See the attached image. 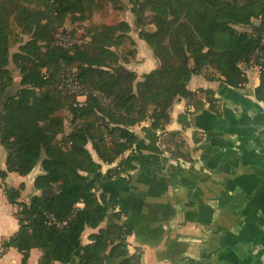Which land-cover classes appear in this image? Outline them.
Segmentation results:
<instances>
[{
	"label": "trees",
	"instance_id": "1",
	"mask_svg": "<svg viewBox=\"0 0 264 264\" xmlns=\"http://www.w3.org/2000/svg\"><path fill=\"white\" fill-rule=\"evenodd\" d=\"M99 1L0 0V145L7 152L0 183L9 173L30 176L38 168L34 187L41 191L21 200L24 183L2 186L19 225L2 252L15 248L22 264H29L32 248L42 253L38 264H74L76 258L77 264H139L128 249L131 230L116 210L119 194L97 190L99 178L134 167L131 155L123 157L138 142L130 128L147 120L152 129L164 128L179 98L197 104L187 86L195 74L217 72L226 84L243 87L248 77L242 64L260 66L255 94L264 102V35L242 30L254 18L264 28V0H128L138 35L158 60L141 80L119 52L132 30L126 20L94 24L86 41L73 39L70 48L53 41L69 16L87 19ZM15 26L30 36L26 42L14 37ZM14 43H22L19 53L32 64L21 70L18 91L7 96ZM65 80L82 85L85 106L75 104L77 94L63 86ZM63 109L72 116L68 132ZM115 161L102 173L103 164ZM87 228L97 231L85 242Z\"/></svg>",
	"mask_w": 264,
	"mask_h": 264
},
{
	"label": "crops",
	"instance_id": "2",
	"mask_svg": "<svg viewBox=\"0 0 264 264\" xmlns=\"http://www.w3.org/2000/svg\"><path fill=\"white\" fill-rule=\"evenodd\" d=\"M128 13L134 15L131 8ZM242 30L264 35L258 18ZM135 33L140 54L128 68L141 80L158 60ZM242 69L248 82L239 88L217 72L193 75L187 86L197 93V104L177 99L164 128L152 129L151 120L132 126L138 142L123 157L131 155L134 167L98 179V191L119 194L116 210L131 230L128 249L139 255V264H264V102L255 94L261 68ZM6 155L0 145V169ZM116 165L103 164L102 173ZM21 183L34 189L31 195L41 194L29 175L9 173L0 183V264H22L15 248L2 252V243L19 228L2 186ZM96 231L87 228L85 242ZM41 254L32 248L29 264H38Z\"/></svg>",
	"mask_w": 264,
	"mask_h": 264
},
{
	"label": "rangeland",
	"instance_id": "3",
	"mask_svg": "<svg viewBox=\"0 0 264 264\" xmlns=\"http://www.w3.org/2000/svg\"><path fill=\"white\" fill-rule=\"evenodd\" d=\"M130 8L131 6H129L128 0H119V2L117 0H101L99 1V5L95 8L92 16L88 17L87 19H86V15L82 19H74L69 16L66 19L63 27L59 31L55 32L53 36L54 37L53 41L56 40V35L59 34L61 31L66 32L64 33L65 36H67V33L71 34L72 42H73V39L79 42L86 41V38L91 32L90 29L94 24L113 25L115 24V22L119 20L123 21V20L128 19L130 23H132L133 28L131 32L128 33L129 37L125 38V42L123 46L119 49V52H121L123 56L126 57V62H124L123 64L126 67H130L132 66L133 62L138 61L137 59L138 54H140V50L138 48L137 43L135 41H133V43L131 42L132 38L136 36L135 32H137L138 27L135 25L136 16L128 13ZM139 20L140 21L138 22L142 24V22L148 21L149 18L147 17V14H146L145 16L144 15L141 16ZM12 24H15V23L12 21ZM145 27L148 29L155 28L151 24H146ZM14 30H15L14 37L17 36L18 38H20L23 41V43L26 42L30 38L29 35L21 33L18 26H15ZM133 30L135 32H132ZM20 44L22 43H14L12 47L10 48V63L8 67L12 70L14 74V84L12 87H10L7 90L6 92L7 96L13 95L18 91V89L20 88L21 70L26 68V66H30L32 64L30 60H27L20 55L19 53ZM146 58H147L146 53L144 52L143 60H145ZM1 106L2 105L0 102V108ZM60 113H61V116L64 118L65 131L68 132L72 127V122H71L72 116L68 109H63ZM88 148L92 150L91 145H88ZM92 153H93V150H92ZM104 165L105 167H107L106 166L107 164H104ZM29 179L31 180L32 178L29 176ZM32 192H34L33 188H28L27 190H24V193H23L24 200H27L28 196H31ZM104 225H105V222L102 224V226ZM84 238L86 239V232L84 234Z\"/></svg>",
	"mask_w": 264,
	"mask_h": 264
},
{
	"label": "built area",
	"instance_id": "4",
	"mask_svg": "<svg viewBox=\"0 0 264 264\" xmlns=\"http://www.w3.org/2000/svg\"><path fill=\"white\" fill-rule=\"evenodd\" d=\"M56 43L62 45L65 48H70L72 46V40L69 36H65L62 33L56 35ZM63 86L66 87L71 93L77 94V99L75 104L79 107L86 105V96L83 94L82 85L75 81L65 80ZM79 207H82L83 204L79 203Z\"/></svg>",
	"mask_w": 264,
	"mask_h": 264
},
{
	"label": "bare ground",
	"instance_id": "5",
	"mask_svg": "<svg viewBox=\"0 0 264 264\" xmlns=\"http://www.w3.org/2000/svg\"><path fill=\"white\" fill-rule=\"evenodd\" d=\"M38 168H36L33 173H31L30 177L32 178L34 176V174L37 172Z\"/></svg>",
	"mask_w": 264,
	"mask_h": 264
}]
</instances>
